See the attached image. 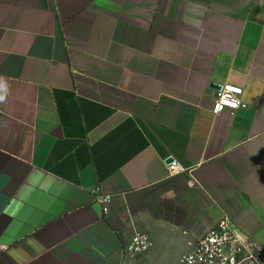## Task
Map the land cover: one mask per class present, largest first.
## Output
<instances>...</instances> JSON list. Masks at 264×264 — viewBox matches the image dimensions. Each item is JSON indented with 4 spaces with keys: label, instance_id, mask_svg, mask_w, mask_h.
<instances>
[{
    "label": "crops",
    "instance_id": "0c3cea01",
    "mask_svg": "<svg viewBox=\"0 0 264 264\" xmlns=\"http://www.w3.org/2000/svg\"><path fill=\"white\" fill-rule=\"evenodd\" d=\"M0 95V264L180 263L223 216L264 249V0H0Z\"/></svg>",
    "mask_w": 264,
    "mask_h": 264
},
{
    "label": "built area",
    "instance_id": "2783aa9c",
    "mask_svg": "<svg viewBox=\"0 0 264 264\" xmlns=\"http://www.w3.org/2000/svg\"><path fill=\"white\" fill-rule=\"evenodd\" d=\"M244 89L233 83L219 85L213 103V112L222 113L226 110L235 111L246 108L248 104L243 100ZM170 170L177 168L175 162L170 163ZM97 200L104 204L107 196L99 193ZM153 245L146 234L136 233L125 246L126 264H147L138 262V257L147 253ZM181 264H264V249L246 235L240 233L229 216H223L217 224L198 239L192 249L180 257Z\"/></svg>",
    "mask_w": 264,
    "mask_h": 264
},
{
    "label": "rangeland",
    "instance_id": "374dc122",
    "mask_svg": "<svg viewBox=\"0 0 264 264\" xmlns=\"http://www.w3.org/2000/svg\"><path fill=\"white\" fill-rule=\"evenodd\" d=\"M151 252H154L153 249H151L150 251H148L147 253L141 255L138 257V262H147V264H151L150 261H152V259L150 258V254ZM160 253H162L163 255L160 256L161 259H159V264H180L177 256H176V249L174 247H168L165 250H159ZM162 262V263H161ZM153 264H158V263H153Z\"/></svg>",
    "mask_w": 264,
    "mask_h": 264
},
{
    "label": "clouds",
    "instance_id": "9594fccd",
    "mask_svg": "<svg viewBox=\"0 0 264 264\" xmlns=\"http://www.w3.org/2000/svg\"><path fill=\"white\" fill-rule=\"evenodd\" d=\"M7 96L6 95H0V103L6 102Z\"/></svg>",
    "mask_w": 264,
    "mask_h": 264
},
{
    "label": "water",
    "instance_id": "95a60500",
    "mask_svg": "<svg viewBox=\"0 0 264 264\" xmlns=\"http://www.w3.org/2000/svg\"><path fill=\"white\" fill-rule=\"evenodd\" d=\"M166 161H167V163H172L174 161V158L173 157H168Z\"/></svg>",
    "mask_w": 264,
    "mask_h": 264
}]
</instances>
